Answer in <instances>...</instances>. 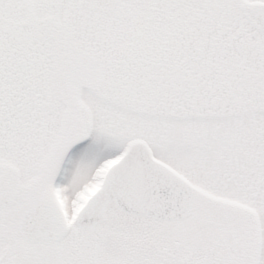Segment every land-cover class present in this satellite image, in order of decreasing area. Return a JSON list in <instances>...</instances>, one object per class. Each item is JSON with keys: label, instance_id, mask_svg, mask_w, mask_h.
<instances>
[{"label": "snow or ice", "instance_id": "6c2138e0", "mask_svg": "<svg viewBox=\"0 0 264 264\" xmlns=\"http://www.w3.org/2000/svg\"><path fill=\"white\" fill-rule=\"evenodd\" d=\"M0 264H264V0H0Z\"/></svg>", "mask_w": 264, "mask_h": 264}]
</instances>
